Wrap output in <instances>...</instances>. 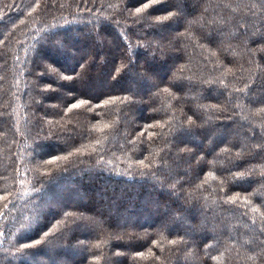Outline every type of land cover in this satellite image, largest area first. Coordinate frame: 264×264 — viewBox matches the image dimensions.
Instances as JSON below:
<instances>
[{
	"label": "trees",
	"instance_id": "16d2710c",
	"mask_svg": "<svg viewBox=\"0 0 264 264\" xmlns=\"http://www.w3.org/2000/svg\"><path fill=\"white\" fill-rule=\"evenodd\" d=\"M153 2L0 0V264H264V0Z\"/></svg>",
	"mask_w": 264,
	"mask_h": 264
},
{
	"label": "snow or ice",
	"instance_id": "6c2138e0",
	"mask_svg": "<svg viewBox=\"0 0 264 264\" xmlns=\"http://www.w3.org/2000/svg\"><path fill=\"white\" fill-rule=\"evenodd\" d=\"M155 2H156V0H154L153 3H155ZM152 4L145 3L144 6H143V8H137L136 9L137 13H143V12H145L149 7L152 6ZM173 15H174V13H171L170 12V13H168V15L157 17V20H159V21L168 20ZM261 51H264V49H261ZM64 79H71V77H65ZM167 90L168 89H165V91H167ZM107 102L108 101H105V103H107ZM87 103H88V101H86V100H80L78 103L72 104L71 107L72 108H79L82 105L87 104ZM261 111H264V109H261ZM184 150L185 151H191L190 149H184ZM47 235H48V233H45V236H47ZM39 243H40V241H35L34 242V244H39ZM29 246H32V245H24L23 247H29Z\"/></svg>",
	"mask_w": 264,
	"mask_h": 264
},
{
	"label": "rangeland",
	"instance_id": "374dc122",
	"mask_svg": "<svg viewBox=\"0 0 264 264\" xmlns=\"http://www.w3.org/2000/svg\"><path fill=\"white\" fill-rule=\"evenodd\" d=\"M59 187H61V186L59 185Z\"/></svg>",
	"mask_w": 264,
	"mask_h": 264
}]
</instances>
